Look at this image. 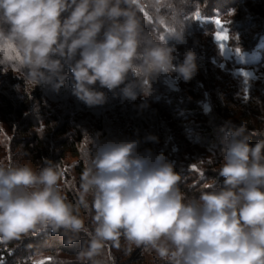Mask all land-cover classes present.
Wrapping results in <instances>:
<instances>
[{"label":"clouds","instance_id":"1","mask_svg":"<svg viewBox=\"0 0 264 264\" xmlns=\"http://www.w3.org/2000/svg\"><path fill=\"white\" fill-rule=\"evenodd\" d=\"M136 4L0 0V43L16 46L33 88L43 81L58 91L68 79L67 64L72 94L88 106L106 102L97 83L110 91L124 85L121 93L131 100L139 88L147 98L148 81L158 73L175 70L190 80L196 54L188 51L174 66L173 49L147 38ZM183 29L171 35L182 40ZM129 72L139 79L126 84ZM147 106L145 101L139 107ZM250 139L244 125L235 129L220 150L222 187L188 200L179 188L181 176L163 153L137 154L139 141L97 144L82 177L84 194L93 195L95 228L81 258H93L103 242L123 234L137 246H151L166 264H264V139L254 146ZM59 179L51 164L38 173L27 165H0V241L50 227L54 233L63 229L70 244L86 231L61 195Z\"/></svg>","mask_w":264,"mask_h":264},{"label":"trees","instance_id":"2","mask_svg":"<svg viewBox=\"0 0 264 264\" xmlns=\"http://www.w3.org/2000/svg\"><path fill=\"white\" fill-rule=\"evenodd\" d=\"M245 1L241 0L240 3ZM239 7V0H137V15L141 19L147 38L173 49L174 66L184 62L188 51L194 52L198 73L195 72L190 80H185L175 70L171 73H158L148 81L150 95L145 98L138 88L135 100L123 97L121 88L124 85L110 91L100 88L97 83L96 89L106 95V102L102 105L88 106L72 94L71 72L67 64L64 72L68 74V79L58 91L43 81L33 88V83L26 80L27 69L22 66V57L16 46L0 43V151L5 157H0V165L3 163L2 165L11 166L12 163L5 155L17 148L25 157V161L33 163L37 170L50 164L63 166L67 158L75 159L76 164L68 175L69 183H64L62 189L68 197V203L73 206L74 214L84 219L92 232L95 221L93 216H88L87 203L88 199H91L92 203L93 195L87 193L85 199L80 193H83V173L95 155L97 144L108 141H139L137 154L155 158L163 153L167 161L172 163L174 171L181 176L179 188L186 200L198 197L202 191L218 189L214 186L215 181L221 178L218 172H207L205 169L203 179L197 171L192 170L191 165H195L199 170L208 164L212 165L211 162L200 158L195 149L207 146V143L202 141L204 137L210 139V144L217 145L215 131L226 126L224 118L242 116L246 112L237 89L232 84L224 82V91L217 86V68L222 59L210 37L214 33L213 23L186 20L185 17H191L197 9L202 17L209 19L222 16L229 29L230 43L239 45L238 37H245L256 45L264 36V19H245V11ZM225 12L232 13L233 19L222 15ZM183 27L182 40L167 32L168 28L179 31ZM248 27L253 30L246 32ZM6 28L7 26L5 30ZM160 36H165L166 39L161 40ZM9 44L12 48H8ZM76 59H79V55ZM169 75L179 76L183 84L192 82L195 89L184 86L179 91L172 90L167 83ZM138 79L136 74L129 72L125 83ZM145 101L148 106L140 108ZM206 106L209 108L208 112ZM257 112L261 113L259 110ZM189 122L195 125H187ZM186 128H190L189 133H199V136L188 135ZM234 130L226 129L221 132V137L226 140L228 132L232 133ZM150 135L157 137V140H148ZM230 136L231 134L227 139ZM8 138L11 139L8 141ZM250 144L255 145L254 141ZM12 155L14 159H20L18 154ZM16 156L18 158H15ZM19 162L20 164L16 165L22 166V162ZM207 182H213V187L206 186ZM220 183L223 185V181ZM83 216L86 218H82ZM63 235V229L54 233L50 227H46L39 233H29L21 240L3 242L0 244V261L3 264H36L42 259L51 258V264L124 262L120 246L107 244L108 241L103 242L98 254L89 261L66 262V259L58 257L57 253L66 255L77 251L80 255L91 237L81 234L86 242L80 247L76 240L70 244L66 243ZM122 238L123 245L131 248L133 243L124 235ZM136 247L144 254L142 259L145 264H166L151 246Z\"/></svg>","mask_w":264,"mask_h":264},{"label":"rangeland","instance_id":"3","mask_svg":"<svg viewBox=\"0 0 264 264\" xmlns=\"http://www.w3.org/2000/svg\"><path fill=\"white\" fill-rule=\"evenodd\" d=\"M254 1L246 0L245 2L240 3L241 0H239V6H240L239 8H241L243 12L245 11L243 18L249 19L250 17H254V18L257 17L260 19H264V0H262L259 3L254 2ZM222 15H226L227 19L228 18L233 19L232 13L228 14L225 12ZM215 17L217 16H214L212 18L214 19ZM219 17L221 20H223L222 16H219ZM212 18L206 21H203V22L209 23L211 22ZM245 30L246 32H248V31H252L253 29L248 27V29H245ZM215 31H216V28L214 25V33ZM214 33H212L210 37L212 39L213 44L216 47V50L218 51V54L221 56V59H222L217 68V73L219 75L217 79L218 81L217 86L219 89L224 91L225 90L224 86L226 85L224 84V82L228 84H232V86H234V88L237 89L238 97H240L241 102L244 105L243 108L246 113L243 112L244 114H242V116L235 115V116H226L224 118V122L226 126L219 127L215 131L216 138L218 140L217 145L210 144L209 142L210 139L204 137L202 141L207 143L206 144L207 146L198 147V149L197 148L195 149L200 158H203L204 161H207L208 163L211 162L212 164V165L208 164L207 167L199 170L198 174L200 175V177H203V179L205 178V174L203 173V170L205 171L206 169L207 172H210V171L218 172V169L222 163V159L220 158V150L223 147L225 140L221 137L222 135L221 132L226 131V129H229V128L237 129L241 125H244L246 127L247 133L251 135V139L249 143L254 141V144H256L260 139H264V36L260 38V40L258 41L256 45L250 42L248 38L245 39V37H238V40L237 39L236 40L240 42L239 45L228 42V47L225 49L224 54H221V51L217 43L214 40ZM237 47L240 49L239 53L235 51V48ZM196 72L198 73V71ZM181 80L182 79H180L179 76L169 75L167 78V83L169 87L174 91H179V89L184 88V86L194 88V85L192 84V82H190V84H183ZM245 89L247 91H245ZM206 99H208V97H206ZM206 108L208 112L209 111L208 106H206ZM257 110H259V112L261 113L257 114L258 113ZM187 125L193 127L195 123L189 122L187 123ZM189 129L190 128L185 129V132L188 135L199 136V133H189L190 132ZM230 134L231 133L228 132L225 139H227V137ZM10 139L11 138H8L7 140L9 141ZM1 152L2 151H0V157L2 159H5L4 153L3 152L1 153ZM20 152L21 151L19 150V148H17L15 151H12V153L7 152V154L5 155L6 159L10 161L12 164L11 166H6L5 164L3 166L14 167L20 164L19 161H21L22 166L27 165L30 168H32L34 172H37V173L40 172L41 169L45 168V167H40V170H37V167L33 163L29 161L28 162L25 161L24 159L25 157H23V155H21ZM12 154H18L20 159L18 160L14 159V156ZM15 158H18V157L16 156ZM2 164L3 163H1V165ZM75 164H76V160L71 159V158H67L64 161L63 166H60L59 164L58 165L51 164L55 166L58 172L60 173V179L58 180L59 190H60L61 195L65 197L67 202H68L67 200L68 197L62 189L63 188L62 185H64V183H69L68 175L71 174V171ZM223 179H224L223 177H221L220 180L217 179V181H215L214 183V186L217 187L218 189L222 187L220 182H222ZM213 182H210V183L207 182L206 186L211 185ZM80 194H82L83 198L86 199L87 195L84 194V192ZM88 201H89L87 203V211L89 213L88 216H93V219H94L95 211L93 208V201L92 203L90 202L91 199L90 200L88 199ZM82 218H86V217L83 216ZM83 221H84L86 231L80 232L78 234L77 239L73 237V239H75L79 243L80 247H82V245L84 246L86 242V239L82 238L81 234H85V235L88 234V236L91 237L92 234L94 233L90 230V227H87V224L85 223L86 221L84 219ZM63 236H64L63 238L67 239L65 235ZM122 237L123 235L119 237L118 241L109 240L107 244H113L114 246H120L119 249L123 256V261H124L123 264H145V262L142 259L144 254L139 252V249L136 247V244L134 243L132 244L131 246L132 249L127 248L122 243V239H124ZM2 243L3 241H0V244ZM0 250H1V245H0ZM57 255L60 258L66 259V262L82 263V262L89 261V259L85 260L81 258V256L77 253V251H74L72 254L70 253V254L62 255V254L57 253Z\"/></svg>","mask_w":264,"mask_h":264},{"label":"snow or ice","instance_id":"4","mask_svg":"<svg viewBox=\"0 0 264 264\" xmlns=\"http://www.w3.org/2000/svg\"><path fill=\"white\" fill-rule=\"evenodd\" d=\"M157 11H159V9H157ZM185 19L186 20L192 19V20H198V21H206L209 18L202 17L200 10L197 9L191 17L186 16ZM211 22L215 25V28H216V31L214 33V40L217 43V45L221 51V54H224L225 49L228 47V42L231 40V36L229 34V29L227 28L226 23L223 20H221L219 16L215 17L214 19L212 18ZM161 23L163 24V21H161ZM167 32L169 34H173V33H175V29L168 28ZM160 39L165 40L166 37L160 36ZM8 48H12V45L9 44ZM235 51L237 53H239L240 49L237 47V48H235ZM245 75H247V74H245ZM245 91H247V90L245 89ZM192 170L199 172V169L195 165L192 166ZM201 175H202V173H201ZM33 234H35V233H33ZM0 264H3V262L0 261ZM36 264H51V258L42 259V260L36 262Z\"/></svg>","mask_w":264,"mask_h":264}]
</instances>
